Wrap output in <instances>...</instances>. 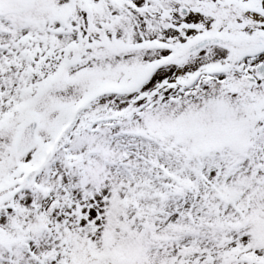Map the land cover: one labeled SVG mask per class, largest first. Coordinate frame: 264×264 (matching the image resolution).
Wrapping results in <instances>:
<instances>
[{"label": "snow or ice", "instance_id": "snow-or-ice-1", "mask_svg": "<svg viewBox=\"0 0 264 264\" xmlns=\"http://www.w3.org/2000/svg\"><path fill=\"white\" fill-rule=\"evenodd\" d=\"M0 264H264V0H0Z\"/></svg>", "mask_w": 264, "mask_h": 264}]
</instances>
